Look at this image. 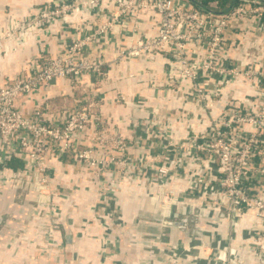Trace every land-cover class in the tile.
<instances>
[{"label":"crops","instance_id":"obj_1","mask_svg":"<svg viewBox=\"0 0 264 264\" xmlns=\"http://www.w3.org/2000/svg\"><path fill=\"white\" fill-rule=\"evenodd\" d=\"M53 1L0 0L1 82L27 73L41 55L57 54L68 40L91 31L96 23L105 20L103 12L114 8L113 4L99 7L88 0H72L78 10L54 25L40 30L25 25L38 7ZM123 20L120 31L108 33L103 78L94 73L84 74L82 83L77 85L57 79L54 87L30 98H20L18 106L28 113L39 103L54 117L83 100L85 92H93L98 96L96 106L109 131L125 137L129 143L126 153L150 164V155H163L166 143L198 140L229 100L254 91L242 80L227 77L210 109L179 88L166 90L162 80L165 71L173 66L165 56H115L130 43L133 29L155 31L154 14L126 15ZM242 21L247 19L231 24L244 25ZM22 24L25 27L19 26ZM255 26L249 20L248 35H258ZM256 40L257 45L264 47V38L258 36ZM232 56L235 61L242 58L238 50H233ZM217 78L215 74L211 80ZM88 81L89 86L85 85ZM120 95L126 97L125 101L118 98ZM139 102L143 105L135 106ZM149 120L159 127L155 136L149 135ZM192 151L189 147H171L167 151L169 172L163 182L140 177L153 172L148 164L139 178L118 183L113 197L108 199L98 192L86 167L69 163L70 158L62 162L49 159L58 184L65 189V193L56 196L62 214L58 230L50 236L41 229L46 218H38L42 210L35 206L33 192L3 182L2 175L9 170L0 167V264H213V258L197 257L196 246L205 241L213 248L209 251H213L212 255L219 254L233 263L258 264L251 249L253 212L229 218L214 216L216 209L211 206L208 193L187 192L191 177L196 176L194 168L202 169L208 176L216 174L215 167L208 168L206 159L200 158L204 153ZM15 157L23 162L20 156ZM152 163L161 165L162 158ZM21 165L16 169L25 163ZM76 183L78 186L71 193L70 187ZM158 193L166 197L163 202L158 201ZM167 220H172V224L166 225Z\"/></svg>","mask_w":264,"mask_h":264},{"label":"built area","instance_id":"obj_2","mask_svg":"<svg viewBox=\"0 0 264 264\" xmlns=\"http://www.w3.org/2000/svg\"><path fill=\"white\" fill-rule=\"evenodd\" d=\"M88 2L99 7L113 4L114 8L103 12L105 20L96 23L91 31L68 40L57 54L41 55L27 73L0 81V167L9 170L2 175L3 182L33 192L35 206L42 210L38 218H46L41 229L50 236L52 231L58 230L62 214L56 196L65 193V189L58 184L49 159L62 162L70 158L69 163L86 167L104 199L113 197L118 183L141 175L149 162L126 153L129 143L125 137L109 131L96 106L98 96L93 92H85L83 100L54 117L39 103L25 113L18 102L20 98H30L54 87L57 79L77 85L82 83L84 74L94 73L103 78L108 33L120 31L126 15L154 14L155 31L144 33L133 29L130 43L119 49L116 57L165 56L173 67L165 71L163 88H179L202 100L210 109L216 101L213 97L227 77L242 80L254 91L229 100L198 140L168 142L163 147V155L151 154L149 166L153 172L150 176L142 173L140 177L163 182L169 172L167 151L173 146L204 153L200 158L206 159L208 168L214 166L216 174L208 176L202 169L194 168L196 176L191 177L187 192L208 193L211 206L228 218L252 211L255 219L251 228L254 231L251 249L256 256V249L264 255V47L257 45L256 40L258 36L264 38V0H241L223 10L216 0L199 1L209 10L189 0ZM76 10L78 6L72 0H55L51 5L38 7L25 25L40 30ZM243 19H247V22L242 21L245 26L231 24ZM249 20L256 24V37L247 34ZM233 50L242 55L238 61L233 59ZM215 74L218 78L211 80ZM85 85L91 83L88 81ZM118 98L126 99L122 95ZM142 105V102L135 103V106ZM146 123L149 135L155 136L159 127L150 120ZM15 156L22 158L24 167L7 166ZM157 158H162L161 165L152 163L157 162ZM77 186L76 183L70 187L71 193ZM157 196L160 202L166 198L160 193ZM196 249L197 257L213 258V264H239L219 254L212 255L213 251H209L213 248L206 241Z\"/></svg>","mask_w":264,"mask_h":264},{"label":"trees","instance_id":"obj_3","mask_svg":"<svg viewBox=\"0 0 264 264\" xmlns=\"http://www.w3.org/2000/svg\"><path fill=\"white\" fill-rule=\"evenodd\" d=\"M201 1L202 3H207L209 0H199ZM217 1V4L220 6V9H227L228 6L231 4V2L233 0H216ZM241 0H235L233 2V4H237L238 2H240ZM21 164H23V162H21V160H19L17 157H13L9 162H8V165L10 168L12 169H16L18 168ZM22 166V165H21Z\"/></svg>","mask_w":264,"mask_h":264},{"label":"water","instance_id":"obj_4","mask_svg":"<svg viewBox=\"0 0 264 264\" xmlns=\"http://www.w3.org/2000/svg\"><path fill=\"white\" fill-rule=\"evenodd\" d=\"M191 3H193V4H195L197 7H199V8H201V9H203V10H209L207 7H205L201 2H199L198 0H189ZM235 0H233L232 2H231V4L228 6L229 8L233 5V2H234ZM228 8V9H229ZM201 214H198V217L200 216ZM213 215L214 216H218V215H222V213L221 212H217V211H214L213 212ZM196 217H197V215H196ZM185 220V218H183L182 219V221H184ZM165 224L166 225H171L172 224V220L171 221H169V220H167V221H165Z\"/></svg>","mask_w":264,"mask_h":264},{"label":"rangeland","instance_id":"obj_5","mask_svg":"<svg viewBox=\"0 0 264 264\" xmlns=\"http://www.w3.org/2000/svg\"><path fill=\"white\" fill-rule=\"evenodd\" d=\"M1 232V231H0ZM257 254V258H258V264H264V255L261 254V252L258 251V249L254 250Z\"/></svg>","mask_w":264,"mask_h":264}]
</instances>
